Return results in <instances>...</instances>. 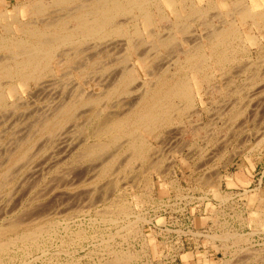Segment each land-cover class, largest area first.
Here are the masks:
<instances>
[{
	"label": "rangeland",
	"instance_id": "374dc122",
	"mask_svg": "<svg viewBox=\"0 0 264 264\" xmlns=\"http://www.w3.org/2000/svg\"><path fill=\"white\" fill-rule=\"evenodd\" d=\"M200 1L202 3L203 0ZM214 1L218 3V8H212L208 12V16L211 17L210 22L212 21L211 23L214 24H211L212 26H217V24H220V22H218V16L217 18H215L218 11H221L224 14V12H229V10H234V14L229 13L227 16H225V13L224 19H227L229 21L231 19L229 15L233 14V17L236 19V21L240 22L241 24L239 15L238 13H236L237 8L235 9L232 7L233 5L235 7L238 0H232L233 2L231 0H225L228 8L221 6L218 0ZM11 2H13V0ZM248 2L255 4V6L257 5L258 8H260L262 5L261 0H248ZM230 3H233V5L230 6ZM214 10L217 11L215 12ZM63 12L64 11H53L51 13H47L48 15H45V17L48 16V18H52L59 13L63 15ZM165 12L168 15L169 19L173 20V14L170 13L166 8ZM235 13L237 15H235ZM61 14L57 16H60ZM220 18L221 16L219 17V19ZM203 20L201 19L200 21L199 18H195L192 23H190L192 24L190 25L192 27L189 28V30L194 35L190 37L187 36L188 41L186 42V45H188L189 47L190 45L188 43L193 41L190 44L191 46L195 45V42L200 40V36L206 34L207 30H209L210 27H205L204 25L208 26L210 25V23H206V21ZM170 22L161 20L160 22H157L156 25L154 24L156 27L154 30H156V32H158L159 34L165 35V33L167 32L166 28L169 27ZM141 23L142 22L140 20L139 25H142ZM246 23L241 25V30L246 33V36H255L259 44H251L250 40L248 39L247 41L250 49V59H247V57L243 58L242 55H238L237 58L239 57L240 61L237 60L236 62L232 63L229 71L225 70L227 72H221L216 68L214 64L212 65L214 68L213 75H215L213 77L215 78V80L214 78H212L209 84H205L203 86V90L196 91V103L197 107L201 109V117H199L198 115V117L193 115L192 118H187L188 120L184 119L183 122L170 126L171 128L173 127L171 131L175 130L176 134H174L172 140L171 138L168 140H166L165 138L166 142L162 140L164 139V137L159 136L160 140H162L159 141V137L155 139L154 135L152 136L147 133H143V136L151 147L149 150L150 156L148 157V162H143V164L132 162L130 164L131 167L126 166L127 168L130 167V170L124 169L126 172H122V169L120 167L117 168L118 165H121L119 163H121L123 161L122 159H124L125 157L124 154H121L119 156L120 158H116V160L118 158L119 159L117 160V162H114L115 164H113V167L110 169V173L108 174L106 179L103 178L95 181V177H97L98 175L99 168L96 169L97 165H95L96 167L93 165L97 163L99 166L98 161L96 163H93L92 165H90V163L88 162V164L85 162H82L81 165H79V163L76 164L78 166H76L74 163L72 165L70 164V157L68 160V156L65 157L67 155L66 152L63 153L60 152V150H58V152H60V155L57 151L56 152L58 154L55 153V155L57 154V159L55 157L52 160L54 154L50 159L51 162L53 161L54 166L56 165V167H54L50 161L47 164H38L41 162L38 158L37 161H35L36 159H34L33 162L31 161L30 164L34 166L33 169L35 168V172L30 170L32 169V166L30 164L28 165L29 167L31 166L30 168H28V172L27 169L25 170L26 167H21L22 169L18 168V165L21 166V163L18 162L19 164L15 163L14 165L13 162L11 163L10 160H8V157L5 158V156H7L5 155V150L10 149L13 144L20 140H15L16 137H21L22 139L23 136L24 139L26 138L25 135L32 134L30 133L31 130H35L29 129V124H26L29 126V132L26 129L24 133H28L24 134L22 132V135V130L18 132L21 129L20 127H22V129L27 128L25 126V123H28L29 121L30 124L34 123L35 118H39L41 116V109H43V112H45L47 110L46 104H48L49 102H54L52 100H57L53 99V95L48 96L49 94L47 93V91H37V93L40 92L38 94L42 97L41 99V97L37 95L36 88L34 89V84L32 82L28 84L27 88L33 91L32 93L28 91L25 92V90L23 91L17 88V94L14 93V95L16 94L17 96L12 95L9 99V102H12L16 108L14 106H8L6 110L2 111L4 115L0 111V120L2 121H0V130L2 131L3 129H7L4 132L2 131L3 133L1 132L2 135L0 134V173L4 172V169L7 170L9 168L8 170L12 169V172L10 171L12 173L11 175L15 174L14 177L12 176L13 182L10 185H0V208H2L0 209V227L1 225H3V222L4 224H6L8 220H13V218L15 219L19 216H23L25 222L23 219V223H21L19 227V230H21L20 232H22V230L29 231L36 227H43V229L49 228V230L47 233H43L44 237L40 238L37 242L38 244L34 247L29 244L31 243L30 241H26L23 243L19 241L13 247L11 246L10 248H8L9 250L7 249V251L0 253V264H106L107 262H110V260H112L115 253L127 254L126 252H128L129 255L133 254L131 256H135L131 257V261H128L127 264H264V215L260 214V212H264V34H262L263 32L256 28H253L249 32L250 22L248 24ZM227 25L228 24L226 23L225 26ZM129 26L131 28V24ZM182 37H185L183 33ZM116 39L115 43L117 44L115 48L110 49L111 51L102 50L101 52H99V54L95 55L91 53L88 54V51H83L84 53L81 52L74 56V59L72 58L71 62L68 64H70L71 66L73 65V68L78 65L82 66H78V68H75L74 70L72 67L71 69L70 65L68 66L67 64L66 66H68L71 70L68 67H62L59 71H57L58 78L66 77L69 70L73 73L74 77H76L78 80H81L82 77L79 76V70L82 67H88V72L92 70L93 73H95V70L98 71V69L100 68L95 67V69L93 65L95 64L94 66H98L105 62L106 63L104 64V67H112L110 70L113 69L116 77L119 75L118 73L120 72V67H122L123 64L128 66V64L130 65V63L136 65L141 64V66L145 65V63H148L147 65H152L155 67L153 68L155 70V74L157 72L158 74L162 73L166 76L167 73H172L174 69L173 66H171L170 70L166 71V73L161 72L162 69L160 68L159 63L162 59H164L162 57L165 55V51L164 53H161V57L160 53H152V51L150 50L151 48L149 47L148 43H146L147 41H150V39H146V44H142L143 46L139 45L140 47L138 46V50L131 51V53H129L130 56H128V61L124 60V57L126 56V48L124 47V42H126L124 41L126 40L125 37H117ZM179 43L180 42H176V45H174L173 48V50L175 51H172L173 53L171 52L169 56H167L168 59L170 58L173 60L175 58L174 56L177 55L176 51L179 50L178 48H180L177 47V45L179 46ZM147 49L150 50H148L149 52H151L149 53L150 55L146 53ZM261 50L263 52H261ZM154 53L156 54L154 55ZM84 54L86 56H84ZM146 55H149L150 57L147 59ZM88 56H90L91 59L88 60V58H90ZM153 56L156 58H154ZM138 57L142 59L146 58V60L144 59V63H141ZM157 58H160V61L157 60ZM155 59L157 60V63ZM170 59L169 61H171ZM87 60L89 62H87ZM93 60H95L94 64H92ZM109 60H111V62ZM90 61L92 62V68L90 66ZM83 63H85V65ZM156 64L158 66H156ZM243 66L246 68H244ZM128 67H131V65ZM156 67H158L159 69ZM255 74L259 75L258 78H255L258 79V81H256V84L254 82L255 88L262 90V92L256 96H249L248 92H250V90L252 89V84L250 83L252 81L250 80L255 77ZM91 76L93 77L94 75ZM142 77L145 78L146 76H144V74L142 73ZM50 78L51 77H49L48 79L51 81V83L54 82L53 85L56 84L55 88L60 87V89L64 90L69 89L68 83L70 80L67 82L64 79L62 81L59 78L60 81L57 85V82L54 81L55 78H53V81ZM60 82L65 83L66 86L64 85V88H61L63 84L60 85ZM53 85H51L52 87L50 86V88H53ZM86 89L90 90L91 88L87 87ZM95 90L99 91L100 89L95 88ZM204 92L206 94H204ZM34 93L37 96H34ZM52 96L53 98L50 99L49 97ZM119 97L121 96L116 95L107 103L106 100H101L100 103H106L107 107L105 110L108 109V111H110L111 109L112 111L115 106H113L112 108L110 107V105H117L118 102L116 101L117 99H120ZM132 97L133 95L128 96V99H131ZM247 97L249 98V100ZM126 98L127 97L125 95V99ZM19 102L20 105L18 104ZM44 103L45 107L43 105ZM49 106H51V104ZM39 107L41 109H39ZM123 107V110H121L125 111V105H123ZM13 108L16 110H14ZM35 108H37L38 110L36 109L35 111ZM117 109L119 108L115 107L113 111H116ZM214 109L215 111H213ZM9 111H11V114H9ZM212 111L217 112V114L215 113L216 116H213V118H215L213 120H211V116L209 115L210 113H212ZM37 112H40V116L36 115L38 114ZM43 112L42 114H44ZM78 112L81 111L79 110ZM17 115H19L20 117ZM24 115L28 117H25ZM23 117H25V121H28L25 122L23 120ZM15 118L17 121L15 120ZM21 118H23L22 120L24 122H21ZM82 118L81 119L84 122L83 124L80 119V121H78L82 125H80L79 123L77 124L75 122H71L73 123V125L77 124L75 125L76 127L74 126L75 132L73 131L72 126L73 132H71L70 134V136L73 135V141L75 138H79L80 135V141L84 140L85 138H87V134L88 132H90V128L92 129L94 127V125L91 124L94 119L91 120L87 117ZM86 118L89 122H91L85 123L84 120H86ZM13 120L15 123L13 122ZM9 124L12 126H10ZM19 124L22 126H19ZM86 124L87 126H85ZM89 124H91L92 126ZM4 125H6L7 128L6 126L5 128H3ZM15 125L17 126L18 131H16L17 129L14 130V128L16 127ZM78 126H81V128L82 126L85 127L86 131L85 128H83L84 130H81V128ZM8 128L10 130H8ZM78 128L79 130L77 132L81 130V132L79 133L76 132ZM191 128L196 129V131H192L193 129ZM12 129L19 134L15 133L14 131L12 132ZM179 129L181 131H178ZM82 131L86 133H83ZM13 133H15L17 136H14ZM9 134L12 136H9ZM82 134H85V138ZM178 135L180 136L179 138ZM32 136L35 137V141L38 140L35 131ZM78 138L74 142H78ZM7 139L10 140L8 141ZM14 140L16 142H14ZM40 142L41 144L43 143L42 140L38 141L39 144ZM164 142L166 144H164ZM167 142H169V144ZM157 143H159L161 146ZM39 144H36V146L39 147ZM12 147H14V145ZM35 149L37 148L35 147L34 150ZM61 153L64 155H62ZM60 156H62V158H60ZM58 157L60 158V160ZM58 160L59 164L57 163ZM61 160H64L66 163H64V161L60 163ZM26 161L27 160L25 159L21 162L23 164ZM170 161L172 162L170 163ZM9 163L10 165L13 164V167H16V165L18 164V167L12 168ZM8 165L10 167H8ZM44 165H46V167ZM82 165L85 167H82ZM47 166H50L51 168L48 169ZM65 167L68 169V171H66L67 169ZM86 167L90 168L89 171H86ZM62 168L65 169L63 170ZM77 168H79V170ZM83 168L84 170H82ZM45 170H48V172ZM90 170L92 171L90 175H92V178L93 176H95V179H92L90 176H88ZM55 171H57V173H55ZM61 171L64 172L62 173ZM77 171H79V174L81 177H83V179H78L80 178V176ZM85 171L88 175L85 173ZM27 172L29 174L28 177H31L33 173L35 177H33L34 179L31 178L30 181V178L26 176V178L29 179L30 183L27 184L28 180H24V182H27L26 187V184L22 181L25 177L23 178L24 175L20 177V175H27ZM52 172L54 173V175L52 174ZM95 172L96 174L93 175ZM50 174L54 177H51ZM62 174L63 176H61ZM65 174L71 175V177L69 176L68 178V176H66ZM146 176H149L150 180L152 181V183L150 182L151 185L148 187L147 185H144V179ZM73 177L75 178V180H73ZM88 177H90L91 180H87L89 179ZM85 178L86 180H84ZM107 178L108 180H110V178H114L113 180H118L117 183L114 182V189L113 187H111L105 190V183L108 182ZM36 179H38L39 181ZM70 179L77 184V187L73 181L70 182ZM76 179L82 181L77 182ZM19 180L21 182L18 186ZM106 180L107 182H105ZM14 182L18 183L17 189ZM216 182L218 185L216 184ZM44 183L45 185L49 186H45ZM78 183H80V185H78ZM13 184H15V186H13ZM31 184H34L35 187H32ZM83 184H85L84 187ZM90 184L93 185V189ZM70 185L72 186V188ZM89 185L91 186V188ZM94 185H96V188L100 192H98L96 188L94 189ZM86 186L87 189L89 190L90 188V191L92 190V192L86 193L85 196V193L82 194V192H84L83 190ZM20 187H22L23 190ZM29 187L32 189H29ZM215 187L219 194L226 196V199L221 200L217 197V193L214 189ZM72 190H75V193H73L74 191ZM93 190H95L99 194L97 193L96 195V192ZM71 191L73 193L72 195L70 193ZM103 191H105V194L102 196L101 193H103ZM2 192L4 193L3 195L1 194ZM93 192L98 199L95 198V195L93 194L92 195L94 197H92V195H88ZM5 194H9L10 197L9 195ZM74 194L76 196H74ZM6 196L8 197L6 198ZM90 197H92L93 199H90ZM86 200L89 201L87 202ZM9 201L11 204H8ZM116 201H124L123 204L126 203V205L130 207V214L128 213L123 216L117 215V217L115 218L116 221L108 222L107 218H109V213L107 214V211L110 212L114 208L115 204H117ZM1 203L3 205L5 204V207H2ZM26 212H28V214ZM31 215L34 219L31 217ZM135 215H139V217L144 218V220H136L137 218H135ZM28 219L31 221H29ZM127 225H130L131 228L126 227ZM24 227H27V229ZM132 227H134V231ZM138 227L139 231H135V229L137 230ZM228 233H234L238 236H241V241L235 244L233 242L234 240L232 239V241L229 239L226 240V242H223L222 240L211 237L214 235L216 237L218 235V238H221L220 235ZM9 234L14 237L13 233ZM225 245H227L228 247H225ZM25 246L26 248H24Z\"/></svg>",
	"mask_w": 264,
	"mask_h": 264
},
{
	"label": "bare ground",
	"instance_id": "6f19581e",
	"mask_svg": "<svg viewBox=\"0 0 264 264\" xmlns=\"http://www.w3.org/2000/svg\"><path fill=\"white\" fill-rule=\"evenodd\" d=\"M11 1L12 0H0V28H1V30H0V54H1L0 55V111L3 114L2 111L6 110L8 108V106L9 107L14 106L12 102H9V99L12 95L17 96L16 95L17 94V88H19L20 90H23V91L25 90V92L28 91V92L32 93L33 91H31L30 89H27L28 84L30 82H32L34 84V89L36 88V93H37V91H43V92L47 91V93L49 94V95L47 94L48 96H51V95L54 96V98H53V96L49 97L50 99L53 98V99H57V100L56 101L52 100L54 102H49L51 104V106H49L50 104L47 102L49 104V105L46 104L47 105L46 109L48 111L46 110L45 112H43V109H41L39 107V109H41V111L44 114H42V112L40 110L39 111L41 113L40 112H37L38 114L35 113L36 115H39V116L41 114V116L39 118L36 117L35 122L34 123L31 122L32 124L29 123L30 121L28 123H25V126L27 128L22 129V127H20L21 129L18 131L17 126L16 125H15L16 127L14 126L15 127L14 130L17 129L16 131L20 132L22 130L21 131L22 135H23L24 131H26V129H27V131L29 129H35V130H31L30 133L33 134L35 131V134L37 135L38 140L35 141V137L32 136V134H30V133H29L30 135H25L26 138H24V139H23V136H22V139H21V137H19V138L16 137L18 139L15 138V140H19V139L20 140L17 142L14 140V142H16L15 143L16 146L12 142L14 147H12L13 145L11 147L13 149L10 147V149L5 150V155H7V156H5V158L8 157V160H10L11 163L13 162L14 165H15V163H18V162L21 163V166L18 165L19 164L18 163L17 165L19 167L17 165H16V167H18V168L26 167L25 170L27 169L29 172L28 168H30L32 166L30 164V162L31 161L33 162L34 159H36L35 161H37V158L40 159L39 161H41V162L38 164H47L49 161L51 162L50 159H51V156H53V154H54V157H52V160L55 157L57 159L56 155L58 153L60 155V152H63V153L66 152L67 155L65 157L68 156V160L70 157L71 163L70 162L69 163L72 165H73V163L75 165L78 163H79V165H81L82 162L83 163L88 162V163H90V165H92L93 163H96L98 161L99 166L97 163L93 165V166L97 165V167L95 166L96 169L99 168L97 177L93 176V178L94 177L96 178L95 181H97L98 179H103V178L106 179V177L110 173L109 172L110 169L113 167V164H115L114 162L115 161L117 162V160L120 158L119 156L121 154H124L125 157H124V159H122L123 160L122 162L120 161L121 163H119V164H121V165L120 166L116 165V166H117V168L120 167L122 169V172L129 169L131 167L130 164L132 162H138L140 164H143V162H148L147 160H148V157L150 156L149 150L151 147L149 146L148 142L146 141L145 137L143 136V133H147V134L152 135V136L154 135L155 139L157 137L161 136V137H164V139H162L164 141H165V138H166V140H168L170 138L172 140L174 134H176V133H175V130L171 131V129L173 127L171 128L170 126L176 125L177 123L179 124V123L183 122L184 119H187V118L190 119L193 117V115H195V116L198 115L199 117H201V115H200L201 109H199L197 107V103H196V101H197L196 100L197 99L196 91L203 90V86L205 84H209L211 79L214 78L213 76L215 74L213 75V73H214L213 69L214 68L212 65L214 64L216 66V68L218 70H220L221 72H227L225 70L229 71L231 64L236 62L237 60H239V57L237 58L238 55L239 56L242 55L243 58L247 57V59H250V55H249L250 49H249L248 41H247L248 39L250 40L251 44H254V45L259 44V42H257V38L255 36H253V35H252L253 37L251 35L246 36V33L243 30H241L242 24H244L248 21L246 24H248L250 22L249 32L253 28H256V29H259L261 32H263L262 34H264V0H261L262 5L260 8H258L257 5L255 6V4L248 2V0H238V2L236 1L237 3L235 5V7H234L233 3L232 4L230 3V6L233 5L232 6L233 8H235V9L237 8L236 13H238V15H239V18H240L239 20H241V24H240V22H237L236 19L233 17V14H234L233 11L234 10L233 11L231 10L232 12L229 10V12L228 11L224 12V14L226 13L225 16H227L229 13H233V14L229 15V17H231V19L229 21L227 19H224L225 16L221 11H218L217 14L214 13V14H216V17L215 16L214 17L217 18V16H218L219 21L218 20L217 21L220 22V24L219 25L217 24V26H212L214 24L211 23L212 21L210 22L211 17L208 16V12L210 9L218 8V3L215 2L214 0H203L202 3L200 0H13V2H11ZM198 1H200V2H198ZM218 2L220 3L221 6L227 7V3L225 2V0H218ZM228 5H229V3H228ZM254 6H255V9H254ZM163 7H164V9H163ZM165 8L170 13L173 14V20L169 19L168 15L165 12ZM52 9L54 12L64 11L63 15L61 13H59V14H61L60 16H57L59 14H56L55 17H52L53 16L52 15L51 16L52 18H50V17L48 18V16L45 17V15H48L47 13L53 12ZM229 9H230V7H229ZM236 13H235V15H237ZM220 16H221V18L219 19ZM195 18L196 19L199 18L200 21H201V19L203 20V18H204L203 21H206V23L207 22L210 23V25H208V26L204 25V26L210 27V28H209V30H207L206 34L200 36V38H199L200 40L195 42L196 43L195 45L191 46L190 43L193 41L188 43L190 45V47H189L188 45H186L187 44L186 42L188 41L187 36L190 37V36L194 35V34H192V32H190L189 28L192 27V26H190V25H192L190 23H192V21ZM140 20L142 22L141 23L142 25H139ZM161 20L169 21V22L173 21V22H170L169 27L166 28L167 32L165 33V35L159 34L158 32H156V30H154L156 28L155 27L156 23L160 22ZM203 23H205V22H203ZM226 23L228 24L227 26H225ZM130 24H131V28L129 26ZM245 25H243V26H245ZM163 28H164V26H163ZM192 30H194V29H192ZM182 33L185 35L184 38L182 37ZM117 37H120V38L125 37V39H126V40H124V41H126V42H124V45H125L124 47L126 48V50H125L126 54L124 53L126 55L124 57L125 61H128V58H129L128 56H130L129 53H131V51L138 50L139 45L141 46L142 44H144L146 39H150V41H147L146 43H148L149 47L151 48L150 50L152 51V53L153 52H157V54L160 53V57H161V53H164V51H165V55L164 56L162 55L163 56L162 58H164V59L161 58L162 59L160 62L161 65L159 63V66L162 69L161 72L166 73V71L170 70V67L173 66L174 67L173 71L171 68L172 73H170V74L167 73L166 76H165V74L163 75L161 73L162 74L161 75V74H158L157 72L155 74V70L153 69L155 67L152 65H147L148 63L147 64L145 63V65H143V66H141V64L136 65V64L130 63L131 67H128V66H130L129 64H128V66L123 64L124 66L122 65V67H120V70H119L120 72L118 73L119 75L117 74L118 75L117 76L118 78H117L113 72V69L110 70L112 67L111 68L104 67V64L106 62L105 63L101 62L103 65L102 64H100V65L96 64L98 66H94L95 60H93V63L90 61V66L92 64H94L93 65L94 68L95 67L100 68V69H98V71L95 70V73H93V71L91 70L92 71V72L90 71L92 73L91 74L90 72H88L89 68L84 66L79 70L80 71L79 76L82 77L81 80H78L76 77H74L73 73L70 72L69 70H68L66 77H63V78L59 77L62 81H63V79L66 80L67 82L70 80L68 83V85H69L68 90L60 89L59 86H58L59 88H57V87L56 88L60 89V90H57L55 88L56 84L53 85L54 82L51 83V81L48 79L49 77H51L50 79L53 81V78H55L54 81L57 82V85H58L60 79L57 76V71H59L62 67L63 68L68 67L70 65L68 63L71 62V60L74 56H76L77 54H79L83 51L84 52L88 51L89 52L88 54L91 53V54L95 55V54H99V52H101L102 50L113 49V48H115V46L117 44V43H115V39ZM176 42L181 43V44L179 43V46L177 45V47H180V48H178L179 50L176 51L177 55L174 56L175 58L173 60L169 58L171 60V61H169L167 56H169V54L172 51H175V50H173V48H174V45H176ZM161 47H162V49H161ZM148 50L149 49H147V51ZM147 51H146V53H148V54L151 53V52H149V51L147 52ZM263 51L261 50V52H263ZM105 52H107V51H105ZM136 53H137V51H136ZM155 54L156 53H154V55ZM149 55H146L147 59L150 57ZM84 56H86V55L84 54ZM88 57H90V56H88ZM140 57H138V59L141 61V63H144L146 58H144L145 59L144 60ZM263 57H264V54H263ZM154 58H156V57H154ZM171 58H173V57H171ZM260 58H261V56H260ZM86 59H84V60H86ZM89 59H91V57L88 58V60ZM159 59L157 58V60H159ZM88 60H87V62H89ZM157 60H156V63H157ZM96 61H98V60H96ZM109 61L111 62V60H109ZM150 61H148V62H150ZM67 64H68V66H66ZM83 64L85 65V63H83ZM233 65H235V64H233ZM78 66H76L75 68H78ZM80 66H82V65H80ZM101 66H103V67H101ZM156 66H158V65L156 64ZM71 67L73 68L74 66L70 65V68ZM75 68H73V69L75 70ZM91 68H92V66H91ZM156 68H158V67H156ZM244 68H246V67H244ZM142 73L144 74V76H146L145 78L142 77ZM91 75H94V76L92 77ZM97 75H98V79H97ZM89 76H91V77H89ZM253 76H254V74H253ZM258 77H259V75L255 74V77L250 80L252 82L249 81L252 84V89L250 90V92H248L249 96H256L262 92V90L255 88L256 81H258V79H255V78H258ZM214 80H215V78H214ZM67 82H66V84H67ZM254 82H255V84H254ZM62 84H63V86H61V88L62 87L64 88L65 83H61L60 85H62ZM243 84H244V82H243ZM51 85H53L54 87L50 88ZM87 87H90L91 89L87 90L86 89ZM95 88H98L100 90L96 91ZM205 92H204V94H206ZM14 93H16V94L14 95ZM38 93H40V92H38ZM38 93H37V95L40 96ZM33 95L37 96V95H35V93ZM43 95H45V94H43ZM116 95L121 96V97H119L120 98L119 100L117 99V101H116V102H118L117 105L116 104L112 105V106L110 105V107L113 108V106H115L116 108H119V109H117L116 111H113V109H115V107H114L112 109V111L110 108H109L110 111H108V109L105 110L107 107L106 103L108 101H110ZM125 95L127 97L126 99H125ZM131 95H133V97L131 99H128V96H131ZM41 99H42V97H41ZM244 99H245V97H244ZM38 100H40V99H38ZM47 100H49V99H47ZM101 100H106V103L101 104L100 103ZM248 100H249V98H248ZM20 102L18 103L19 105H20ZM45 103L43 104L44 107H45ZM21 105H23V104H21ZM123 105H125V107H126V110H125L126 112L122 111L123 110L122 108H124ZM259 107H260V105H259ZM36 109L37 108H35V111H36ZM257 109H255V110H257ZM14 110H16V109H14ZM79 110L81 112H78ZM213 111H215V109ZM213 111H212V113L209 114L211 116V120L215 119V118H213V116H216V114H217V112H213ZM10 112L11 111H9V114H11ZM23 114H24V112H23ZM246 114H247V112H246ZM5 115H7V114H5ZM29 115H31V114H29ZM17 116H19V115H17ZM7 117H9V116H7ZM25 117H28V116H25ZM25 117H23L24 119L21 118V120L23 119L25 121ZM82 117H87V118H90L91 120L94 119L91 123L92 125H94V127L92 129L90 128V130L88 129L90 132H88L87 138H85V136H84L85 134H82L85 139L80 141V139H79L81 137V135H80L81 133H80L79 134L80 136L78 135L79 138L77 136H75L79 139V141L74 142L75 140H77V138L74 137L75 139L73 141V137H72L73 135L70 136V134L73 131L75 132V130H74L75 125H77L78 123L80 125H82L84 123L82 121V119H83ZM87 118H86V120H84L85 123H90L91 121L89 122L87 120ZM79 119L81 120L82 124L80 122H78V121H80ZM15 120H16V118H15ZM23 120L21 122H24ZM27 121H25V122H27ZM13 122H14V120H13ZM71 122H75L77 124L73 125V123H71ZM16 124H17V122H16ZM26 124H29L30 128ZM91 124H89V125H91ZM12 125H13V123H12ZM12 125H10V126H12ZM5 126L6 125H4L3 128H5ZM19 126H22V125L19 124ZM72 126H73V131H72ZM85 126H87V124ZM78 127L81 128V126H78ZM6 128H7V126H6ZM9 128H8V130H10ZM83 128H85V127L82 126L81 130ZM191 129H193V128H191ZM6 130L3 129L2 131L4 132ZM14 130L12 129V132ZM78 130H79V128L76 130V132ZM81 130L79 132H81ZM2 131L0 130L1 135L3 133ZM16 131H14V132L19 134ZM85 131H86V128H85ZM161 131H162V133H161ZM178 131H181V130L179 129ZM192 131H196V129H193ZM79 132H77V133H79ZM176 132H177V130H176ZM15 133H13L14 136L16 135ZM83 133H86V132H83ZM10 134H9V136H12ZM179 135H178V138L180 137ZM176 137H177V135H176ZM1 138H2V136H1ZM158 139H159V141H162V140H160V137ZM7 140L9 141L10 139H7ZM40 140L43 141L42 144L40 142L41 145L38 143V141H40ZM165 142H164V144H166ZM169 142H167V143L169 144ZM4 144H7V143H4ZM36 144H39V147H37ZM157 144L160 145L159 143H157ZM35 147L37 148V149H35L36 151L34 150ZM5 148H7V147H5ZM58 150H60V152H58ZM2 151H3V149H2ZM55 153H57V154L55 155ZM62 155H64V154H62ZM117 157H119V158L116 160ZM60 158H62V156H60ZM60 158H59V160H60ZM25 159L27 161L25 163H23L24 164L23 165L21 161H24ZM59 160L57 161L58 164H59ZM62 161H64V160H61L60 163H62ZM171 162L172 161H170V163ZM51 163L54 166L53 161ZM57 163H55V164H57ZM64 163H66V162L64 161ZM29 164L31 165L30 167L28 166ZM52 164H50V165H52ZM9 165H10V163H9ZM9 165H8V167L11 166L12 168H16V167L12 166L13 164L10 166ZM44 166L46 167V165H44ZM76 166H78V165H76ZM126 166H130V167L127 168ZM150 166H151V164H150ZM33 167L34 166H32V169H30V170L35 172V168L33 169ZM47 167H48V169L51 168L50 166H47ZM54 167H56V165ZM68 167H71V166H68ZM79 167H81V166H79ZM82 167H85V166L82 165ZM87 167L85 169H87L86 171H89L90 168H87ZM156 167H157V164H156ZM8 169L7 170L4 169L5 171L0 173V185L2 184V186H8L13 182L12 176L14 177L15 174L13 173L14 175H11L12 169L11 170H8ZM77 169L79 170V168H77ZM43 170H44V168H43ZM59 170H61V169H59ZM82 170H84V168ZM45 171L48 172V170H45ZM66 171H68V169ZM86 171H85V173H86ZM22 172H23V170H22ZM28 172H27V175H25V174L20 175V177L22 175H24L23 178L25 177L23 180L21 178V180L23 182H24V180L25 181L28 180V183L24 182L25 184L26 183L30 184L28 178H30V181H31V178L35 177L34 173H33L34 176L32 175L31 177H28V175H29ZM82 172H80V173H82ZM55 173H57V171H55ZM77 173L79 174V171H77ZM91 173H92V171L90 170V173H88L89 175L87 173L86 174L92 178V175H90ZM45 174H46V172H45ZM52 174L54 175L53 172H52ZM95 174H96V172L93 175H95ZM146 174H148V173H146ZM73 175H75V174H73ZM83 175H85V174H83ZM26 176L28 178H26ZM61 176H63V174ZM66 176H68V178H69V176L71 177V175H68V174ZM66 176H64V177H66ZM76 176H77V174H76ZM79 176H80V174H79ZM51 177H54V176L51 175ZM74 177H73V180H75ZM90 177H88L89 179H87V180H91ZM76 178H78V177H76ZM81 178L83 179V177H81V176L78 179H81ZM108 178H107V180H108ZM33 179H32V181H33ZM52 179H54V178H52ZM71 179H70V182L73 181ZM78 179H76L77 182L82 181V180L79 181ZM113 179L110 178V180H108V182H107V180L105 181V182H107V183H105L106 186L104 184L105 190L113 187L115 185V183H117L118 180L117 179L113 180ZM17 180H18V178H17ZM36 180H38V179H36ZM36 180H34V181H36ZM84 180H86V178ZM144 181H145L144 185L145 186L147 185V187L150 186L152 183L149 176H146ZM20 182H21L20 180L18 182L19 184L14 182L16 184V189H17V184L19 186ZM59 182H60V180H59ZM93 182H92V184H93ZM15 184H13V186H15ZM27 184H26V187H27ZM34 184H31L32 187L34 186ZM65 184H67V183H65ZM203 184H201V185H203ZM216 184H217V182H216ZM44 185H45V183H44ZM78 185H80V183H78ZM84 185L85 184H83V187H84ZM28 186H30V185H28ZM45 186H49V185H45ZM45 186H44V188H45ZM91 186L93 189V185H91ZM91 186H90V188H91ZM94 186H95L94 187V189H95L96 185H94ZM22 187H20V188L23 190ZM76 187H77V184H76ZM12 188H15V187H12ZM20 188H18V189H20ZM52 188H53V185H52ZM71 188H72V186H71ZM90 188L88 190L87 186H86L85 187L86 192L84 189L83 190L84 192H82V194L85 193L84 195L86 196V193L92 192V190L90 191ZM29 189H32V188L29 187ZM103 189H104V187H103ZM113 189H114V187H113ZM214 189H215V191L217 193V197L219 199H221V200L226 199L225 198L226 196L219 194V192L216 190V187ZM96 190H98V189L96 188ZM9 191H11V190H9ZM39 191H40V189H39ZM72 191H74L73 193H75V190H72ZM72 191L70 192L71 195L73 194ZM93 191H95V190H93ZM98 192H100V191L98 190ZM98 192H96V195ZM1 194L3 195L4 193L2 192ZM92 194L95 195L94 192L91 194H88V195H92ZM104 194H105V191H103V193H101L102 196ZM5 195H9V194H5ZM44 195H45V193H44ZM44 195H42V196H44ZM93 195H92V197H94ZM96 195H95V198H97ZM74 196H76V195L74 194ZM7 197L8 196H6V198ZM9 197H10V195H9ZM31 197H32V195H31ZM92 197H90V199H93ZM19 199H20V197H19ZM28 201H30V200H28ZM68 201H70V200H68ZM5 202H6V200H5ZM123 202L124 201H122V202L116 201L117 204H115L114 208L110 212L107 211V214L109 213V218H107L108 222L116 221L115 218L117 217V215L123 216V215H126L130 212V207L128 205H126V203L123 204ZM8 204H11L10 201ZM82 204H83V202H82ZM4 205L2 204V207ZM77 208H75V209H77ZM0 209H2V208H0ZM69 209H71V208H69ZM105 210H106V208H105ZM26 213L28 214V212H26ZM103 213H104V211H103ZM260 214L264 215V212H260ZM14 216H16V215H14ZM31 217H32V215H31ZM135 218H137L136 220H144V218L139 217V215L138 216L135 215ZM23 219H24L23 216H19L18 218H15V219L13 218V220L12 219L8 220V222H6V224H4V222H3V225H1V227H0V253L7 251L8 248H10L11 246L13 247L19 241L22 243L26 242V241L27 242L30 241L31 243H29V244L34 247L38 244L37 243L38 240L40 238L44 237L43 233L44 232L47 233L49 230V228L43 229V227L41 226L42 228L36 227L32 230L28 229L29 231H23L22 230V232H20L21 230H19V227H20V224L23 223ZM26 221H27V219H26ZM29 221H31V220H29ZM24 222H25V219H24ZM126 227L131 228L130 225H127ZM24 228L27 229V227H24ZM132 229L134 231V227H132ZM135 231H139V227L137 228V230L135 229ZM9 233H13L14 237H12ZM234 233H232V234L228 233V234L220 235L221 238H218V235L216 237H215V235L211 236V237L222 240L223 242H226V240L232 239V240H234L233 242L236 244L237 242L241 241L242 237L238 236L237 234H234ZM134 234H135V232H134ZM26 246L24 248H26ZM225 247H228V246L225 245ZM126 253L127 254L115 253L112 260H110V262H107L106 264H125V263L127 264L128 261H131V257H135V256H131L133 254L129 255L128 252H126Z\"/></svg>",
	"mask_w": 264,
	"mask_h": 264
}]
</instances>
